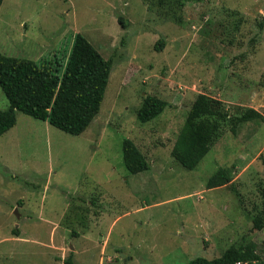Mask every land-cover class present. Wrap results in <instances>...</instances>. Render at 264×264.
I'll return each mask as SVG.
<instances>
[{
    "label": "rangeland",
    "instance_id": "obj_1",
    "mask_svg": "<svg viewBox=\"0 0 264 264\" xmlns=\"http://www.w3.org/2000/svg\"><path fill=\"white\" fill-rule=\"evenodd\" d=\"M262 25L264 0H5L0 55L62 73L82 34L114 66L82 135L18 113L0 137V264H189L247 245L264 264V121L223 127L194 170L173 157L200 94L264 116ZM147 96L169 105L143 124ZM126 140L149 171H127ZM220 168L233 182L208 189Z\"/></svg>",
    "mask_w": 264,
    "mask_h": 264
},
{
    "label": "trees",
    "instance_id": "obj_2",
    "mask_svg": "<svg viewBox=\"0 0 264 264\" xmlns=\"http://www.w3.org/2000/svg\"><path fill=\"white\" fill-rule=\"evenodd\" d=\"M5 0H0V10ZM124 26L123 20L119 19ZM262 25L261 27H263ZM157 50L162 51L163 40ZM114 63L105 59L91 42L78 34L65 70L62 63H39L0 55V87L9 101V108L0 110V137L17 125V114L23 113L72 136H80L98 117L110 82ZM168 103L156 96H147L138 110V120L149 123L159 117ZM264 121L260 112L249 109L229 115L222 101L200 94L193 103L186 123L175 143L173 157L187 170H194L210 153L214 139L223 127L238 135L248 122ZM124 165L133 175L149 171L151 165L132 140L123 143ZM233 171L220 168L209 180L208 189H218L233 182ZM254 229H264V208L253 220ZM260 260L250 246H233L219 258L198 257L189 264H255ZM65 264H74L72 258Z\"/></svg>",
    "mask_w": 264,
    "mask_h": 264
}]
</instances>
